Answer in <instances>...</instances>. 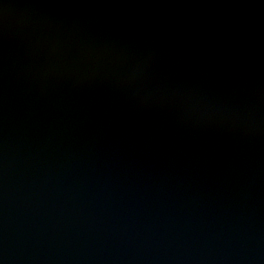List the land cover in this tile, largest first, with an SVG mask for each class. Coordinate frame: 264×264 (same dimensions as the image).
Listing matches in <instances>:
<instances>
[{
    "label": "water",
    "instance_id": "95a60500",
    "mask_svg": "<svg viewBox=\"0 0 264 264\" xmlns=\"http://www.w3.org/2000/svg\"><path fill=\"white\" fill-rule=\"evenodd\" d=\"M0 264H264V0H0Z\"/></svg>",
    "mask_w": 264,
    "mask_h": 264
}]
</instances>
